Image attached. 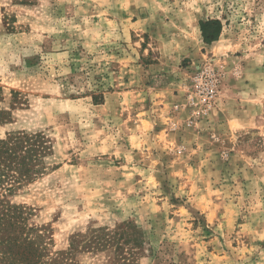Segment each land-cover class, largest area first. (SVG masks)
I'll use <instances>...</instances> for the list:
<instances>
[{
    "label": "rangeland",
    "instance_id": "1",
    "mask_svg": "<svg viewBox=\"0 0 264 264\" xmlns=\"http://www.w3.org/2000/svg\"><path fill=\"white\" fill-rule=\"evenodd\" d=\"M1 108L42 264H264V0H0Z\"/></svg>",
    "mask_w": 264,
    "mask_h": 264
},
{
    "label": "trees",
    "instance_id": "2",
    "mask_svg": "<svg viewBox=\"0 0 264 264\" xmlns=\"http://www.w3.org/2000/svg\"><path fill=\"white\" fill-rule=\"evenodd\" d=\"M199 29L202 41L210 44L218 40L222 22L217 18L200 20ZM9 116L7 110L0 109V122ZM44 147L43 137L37 134L20 132L0 138V264H42L41 251L27 235L31 228L25 223L23 207L11 203L10 196L37 173L36 162Z\"/></svg>",
    "mask_w": 264,
    "mask_h": 264
},
{
    "label": "built area",
    "instance_id": "3",
    "mask_svg": "<svg viewBox=\"0 0 264 264\" xmlns=\"http://www.w3.org/2000/svg\"><path fill=\"white\" fill-rule=\"evenodd\" d=\"M210 70H203L196 77L195 91L198 97V102L207 111L215 106L218 92L219 79Z\"/></svg>",
    "mask_w": 264,
    "mask_h": 264
}]
</instances>
